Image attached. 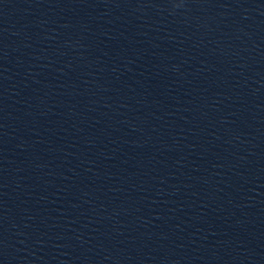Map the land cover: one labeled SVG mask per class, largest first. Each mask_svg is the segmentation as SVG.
Instances as JSON below:
<instances>
[{
    "label": "water",
    "instance_id": "95a60500",
    "mask_svg": "<svg viewBox=\"0 0 264 264\" xmlns=\"http://www.w3.org/2000/svg\"><path fill=\"white\" fill-rule=\"evenodd\" d=\"M0 264H264V0H0Z\"/></svg>",
    "mask_w": 264,
    "mask_h": 264
}]
</instances>
